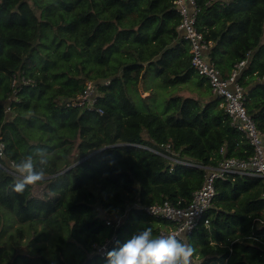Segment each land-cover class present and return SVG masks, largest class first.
Returning a JSON list of instances; mask_svg holds the SVG:
<instances>
[{
	"label": "trees",
	"instance_id": "trees-1",
	"mask_svg": "<svg viewBox=\"0 0 264 264\" xmlns=\"http://www.w3.org/2000/svg\"><path fill=\"white\" fill-rule=\"evenodd\" d=\"M194 2V28L221 77L246 60L236 80L264 133V0ZM180 19L173 0H0V238L5 221L17 224L0 242V264H106L139 227L158 235L167 222L140 206L186 205L205 170L166 167L150 148L168 144L211 166L252 154L191 67ZM88 80L94 106L72 105ZM38 150L48 154L47 193L12 192L11 163ZM204 216L186 236L195 264H264L262 178L216 179Z\"/></svg>",
	"mask_w": 264,
	"mask_h": 264
},
{
	"label": "built area",
	"instance_id": "built-area-1",
	"mask_svg": "<svg viewBox=\"0 0 264 264\" xmlns=\"http://www.w3.org/2000/svg\"><path fill=\"white\" fill-rule=\"evenodd\" d=\"M173 4L181 17L177 29L182 32L183 38L189 42L191 67L206 79L211 93L220 99V105L227 114L230 124L244 135L247 143L252 147L250 156L246 158L224 156L216 166L204 165L198 161L180 158L178 154L169 150L168 144L160 145L159 149L150 148L153 152L168 158L169 166L180 163L185 166L201 167L205 170L201 187L193 192L191 200L186 205L182 206L179 202L172 204L169 201H163L140 206L148 215L167 222L159 230L158 235L175 233L187 236L200 223L208 224V220L204 215L214 197L216 179L229 178L235 180L239 176H255L264 180V133L256 127L253 119L247 113L244 106V89L236 80L240 70L246 64V60L235 64L229 77L222 78L218 69L206 59L205 51L210 43L194 28L197 12L194 0H173ZM260 81L264 82V77ZM95 101V83L88 80L85 82L84 89L77 96L76 101L72 102V105L92 108ZM69 104L67 103V105ZM2 146L3 144L0 143V156L3 155ZM161 149L167 151L168 154L163 153ZM219 153L224 155V147L219 149ZM136 206H139V204ZM105 251L106 245L97 248L98 253L104 254Z\"/></svg>",
	"mask_w": 264,
	"mask_h": 264
},
{
	"label": "clouds",
	"instance_id": "clouds-1",
	"mask_svg": "<svg viewBox=\"0 0 264 264\" xmlns=\"http://www.w3.org/2000/svg\"><path fill=\"white\" fill-rule=\"evenodd\" d=\"M48 154L38 150L35 156L27 155L12 165L13 183L11 191L23 194L30 186L46 178L45 167ZM0 171H6L0 164ZM107 251L106 264H195L196 249L186 236L175 233L154 235L150 226L135 230L122 244Z\"/></svg>",
	"mask_w": 264,
	"mask_h": 264
},
{
	"label": "rangeland",
	"instance_id": "rangeland-1",
	"mask_svg": "<svg viewBox=\"0 0 264 264\" xmlns=\"http://www.w3.org/2000/svg\"><path fill=\"white\" fill-rule=\"evenodd\" d=\"M154 82H156V78L154 77V76H150V77H148L147 79H146V81L144 82V85L145 86H150V85H152ZM150 92L149 91H147V92H145V91H140L139 92V94L141 95V96H145V95H147V94H149ZM45 185L46 184H40V183H38V184H36V185H33L32 186V194L34 195V196H37V197H43L46 193H47V189L45 188ZM13 219H14V217H13ZM5 230H4V232L2 233V235H1V238H0V242H2L3 240H5L6 238H7V235L9 234V232H11V231H13L14 230V228L17 226V224L14 222V223H12V226L10 227L9 226V224L8 223H6V221H5ZM38 229H40V227L38 226L37 227ZM27 238H23V240L22 241H25ZM50 240H51V238H47L45 241H43V243L45 244V245H47V248H48V246H49V243H50ZM30 251H33V249L32 248H30L29 249ZM0 258H1V256H0ZM24 264H29V263H24Z\"/></svg>",
	"mask_w": 264,
	"mask_h": 264
},
{
	"label": "water",
	"instance_id": "water-1",
	"mask_svg": "<svg viewBox=\"0 0 264 264\" xmlns=\"http://www.w3.org/2000/svg\"><path fill=\"white\" fill-rule=\"evenodd\" d=\"M165 166L168 167V166H169V163L167 162V163L165 164Z\"/></svg>",
	"mask_w": 264,
	"mask_h": 264
}]
</instances>
